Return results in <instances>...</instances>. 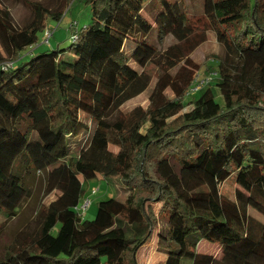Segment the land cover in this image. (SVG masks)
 I'll list each match as a JSON object with an SVG mask.
<instances>
[{
	"label": "trees",
	"instance_id": "16d2710c",
	"mask_svg": "<svg viewBox=\"0 0 264 264\" xmlns=\"http://www.w3.org/2000/svg\"><path fill=\"white\" fill-rule=\"evenodd\" d=\"M60 1L53 11L23 0L33 19L21 29L0 8L7 55L0 53V214L18 215L32 196L33 174L44 177L46 196L57 193L0 264H138L157 231L158 253L166 256L159 264H264V0H204L225 56L217 70L207 68L208 82L188 111L193 75L179 72L176 80L171 73L191 64L187 57L205 36L190 40L185 2ZM74 1L91 13L77 41L23 62L48 20L60 22ZM149 12L161 34L187 47L161 55ZM153 64L166 73L149 108L113 120L151 87ZM98 178L121 184L122 197L100 202L95 219L84 220V186ZM230 179L241 188L233 198L222 192ZM152 204L161 205L162 229ZM202 241L219 244L221 258L199 254Z\"/></svg>",
	"mask_w": 264,
	"mask_h": 264
},
{
	"label": "rangeland",
	"instance_id": "374dc122",
	"mask_svg": "<svg viewBox=\"0 0 264 264\" xmlns=\"http://www.w3.org/2000/svg\"><path fill=\"white\" fill-rule=\"evenodd\" d=\"M32 2H38L43 4L45 7L52 9L53 11L61 9L60 0H29ZM186 4L188 24L192 28V33L189 36L190 40L194 42L199 39L200 36H205V41L201 43L193 52L187 57L191 64H187L186 60L180 63V66L172 71V75L176 77L177 73L193 75L194 84L188 91V95L185 100L186 111L192 108V102L199 97L198 90L203 86L202 82L207 78V68L212 67L217 70L218 61L225 56V50L219 43L217 34L210 27V21L206 17L204 12L203 2L204 0H181ZM0 8L8 9L11 13L12 21L15 27L21 29L27 26L33 19L32 10L26 6L23 0H0ZM147 19L154 26V32L152 34L151 43L156 46V49L161 55H164L166 51L173 45H180L181 48H186V43H179L173 36L163 35L158 29L155 21H153L152 13H146ZM91 20V13L89 9L84 5L83 2L74 1L64 12V17L60 22L48 20V28L54 32L53 37L50 39V44L41 45L44 39V32L39 35L38 48L31 51H26L24 54L26 57L22 60L23 62L30 60L37 54L44 52H52L54 50H67L72 46L71 37L74 33L72 25L74 22L79 23L83 26L88 24ZM0 53L4 56L6 52L1 47ZM8 59V58H7ZM235 59V58H234ZM162 61L164 59L162 58ZM133 67L139 71L136 65ZM147 71L152 77L151 87L139 95L138 97L130 100L119 111L113 114V120H115L120 114L131 112L134 109L141 107L144 110L150 106V95L156 83L166 73L165 65H149ZM179 81V80H178ZM206 84V83H205ZM166 96L169 99H174L175 95L169 88L166 90ZM220 99V97H219ZM110 150L117 153L118 149L114 146H110ZM28 186L32 192L30 200L24 203L23 207L19 210L18 215L12 219L7 220L4 213L0 214V226H2V236L0 238V255H2L7 247L15 244L18 235L22 232H29L36 226L38 221V215L40 210L52 202L57 193H53L50 196H46L45 192V179L40 175H32L29 178ZM119 187L121 184L115 183L114 181H108L103 178L89 181L85 186V194L79 204V214L84 220L92 221L95 219L98 211V205L100 202L122 197ZM236 190L241 188L235 183L234 179H230L224 185H222V192L224 195L233 198ZM152 213L157 219V225L159 229H162L165 224L161 221L159 213L161 211L160 204H152ZM252 214L257 215L253 211ZM258 216V215H257ZM157 234L154 233L153 238L147 242L137 253L136 259L138 264H159L164 258L163 254L158 253L157 248ZM204 243V241H203ZM206 243V242H205ZM208 244V243H207ZM211 245H201V249H210Z\"/></svg>",
	"mask_w": 264,
	"mask_h": 264
},
{
	"label": "crops",
	"instance_id": "0c3cea01",
	"mask_svg": "<svg viewBox=\"0 0 264 264\" xmlns=\"http://www.w3.org/2000/svg\"><path fill=\"white\" fill-rule=\"evenodd\" d=\"M51 45V44H50ZM206 242V243H205ZM211 245V248L210 249H201V245L203 244L204 246L205 245H208V244ZM198 253L199 254H203V255H210V256H214L215 258L217 259H220L221 256H222V248L219 244H214V243H211V242H208V241H203L199 244L198 246ZM162 257L164 258L161 262H164L165 259H166V256L163 254Z\"/></svg>",
	"mask_w": 264,
	"mask_h": 264
},
{
	"label": "built area",
	"instance_id": "2783aa9c",
	"mask_svg": "<svg viewBox=\"0 0 264 264\" xmlns=\"http://www.w3.org/2000/svg\"><path fill=\"white\" fill-rule=\"evenodd\" d=\"M72 29L74 30V33H73V35H72V37H71V40L73 41V42H76L77 41V39H78V36H77V33H78V31H79V29H80V25H79V23H77V22H74L73 23V25H72ZM53 35H54V32H52L51 30H50V28H47L45 31H44V39H43V42H42V44L41 45H47V44H49L50 45V39L53 37ZM37 46H33V47H31L30 49H33L34 50V48H36ZM11 66V65H10ZM208 82V80L206 81V80H204L203 82H202V84H205V83H207ZM202 86V85H201ZM201 89V88H200Z\"/></svg>",
	"mask_w": 264,
	"mask_h": 264
}]
</instances>
